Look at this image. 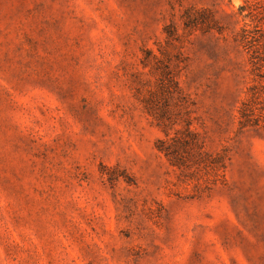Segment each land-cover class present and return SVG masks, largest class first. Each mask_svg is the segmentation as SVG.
Returning <instances> with one entry per match:
<instances>
[{"label": "rangeland", "instance_id": "rangeland-1", "mask_svg": "<svg viewBox=\"0 0 264 264\" xmlns=\"http://www.w3.org/2000/svg\"><path fill=\"white\" fill-rule=\"evenodd\" d=\"M0 264H264V0H0Z\"/></svg>", "mask_w": 264, "mask_h": 264}, {"label": "trees", "instance_id": "trees-1", "mask_svg": "<svg viewBox=\"0 0 264 264\" xmlns=\"http://www.w3.org/2000/svg\"><path fill=\"white\" fill-rule=\"evenodd\" d=\"M244 7H245V6H241L239 9H240V10H243V9H244Z\"/></svg>", "mask_w": 264, "mask_h": 264}]
</instances>
